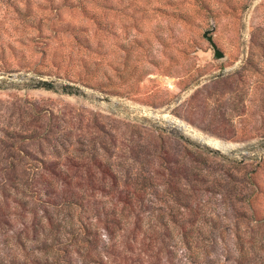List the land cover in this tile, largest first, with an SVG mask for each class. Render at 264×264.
I'll list each match as a JSON object with an SVG mask.
<instances>
[{
    "label": "rangeland",
    "instance_id": "obj_1",
    "mask_svg": "<svg viewBox=\"0 0 264 264\" xmlns=\"http://www.w3.org/2000/svg\"><path fill=\"white\" fill-rule=\"evenodd\" d=\"M0 264H264V0H0Z\"/></svg>",
    "mask_w": 264,
    "mask_h": 264
},
{
    "label": "water",
    "instance_id": "obj_2",
    "mask_svg": "<svg viewBox=\"0 0 264 264\" xmlns=\"http://www.w3.org/2000/svg\"><path fill=\"white\" fill-rule=\"evenodd\" d=\"M205 37L210 41L211 45L213 46V48H214V52H215V56H216L217 58H222V57H224V52H222V51L218 48L217 44H216L215 41H214L213 36H212V35H209L208 32H206V33H205ZM41 83L44 84L45 86H51V85H53V84L60 83V82H57L56 80H47V79H45V80H42ZM60 84L62 85L63 88H65V89H69V90H71V91H73V92H75V93L81 92V90H82L80 87L74 86V85H72V84H67V83H62V82H61ZM212 147H213V146H212ZM214 148H215V147H214ZM215 149H216L218 152H223V150L220 149V148H215Z\"/></svg>",
    "mask_w": 264,
    "mask_h": 264
},
{
    "label": "bare ground",
    "instance_id": "obj_3",
    "mask_svg": "<svg viewBox=\"0 0 264 264\" xmlns=\"http://www.w3.org/2000/svg\"><path fill=\"white\" fill-rule=\"evenodd\" d=\"M170 122H172V121H170ZM174 124V123H173ZM177 125H179L178 124V122H177ZM182 126V125H181ZM191 130V129H190ZM191 133V132H190ZM207 143H209V144H211L212 146H215V147H221L220 146V144L218 143V142H215V141H213L212 139H209L208 141H207ZM224 146V145H223ZM224 148V147H223ZM226 150V149H225Z\"/></svg>",
    "mask_w": 264,
    "mask_h": 264
}]
</instances>
